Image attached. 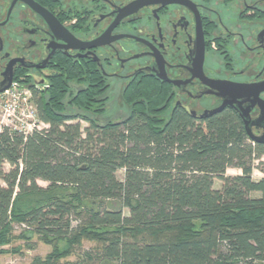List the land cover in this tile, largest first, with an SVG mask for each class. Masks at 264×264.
Returning a JSON list of instances; mask_svg holds the SVG:
<instances>
[{"label":"trees","instance_id":"16d2710c","mask_svg":"<svg viewBox=\"0 0 264 264\" xmlns=\"http://www.w3.org/2000/svg\"><path fill=\"white\" fill-rule=\"evenodd\" d=\"M78 77L67 67L33 93L46 129L0 133V255L19 225L18 237L31 231L52 246L31 264H59L83 240L101 245L86 253L98 262L264 263V144L249 141L239 118L223 111L196 123L167 111L154 87L130 94L126 118L99 125L103 89L88 72L87 86L75 91ZM253 170L263 177L254 180ZM111 201L122 210L102 207Z\"/></svg>","mask_w":264,"mask_h":264},{"label":"flooded vegetation","instance_id":"af4514ba","mask_svg":"<svg viewBox=\"0 0 264 264\" xmlns=\"http://www.w3.org/2000/svg\"><path fill=\"white\" fill-rule=\"evenodd\" d=\"M67 67L79 73L75 91L95 76L102 114L110 104L127 113L132 92L155 87L167 111L204 121L223 102L209 83L264 80V0H0V86L41 94ZM258 116L255 106V137Z\"/></svg>","mask_w":264,"mask_h":264},{"label":"rangeland","instance_id":"374dc122","mask_svg":"<svg viewBox=\"0 0 264 264\" xmlns=\"http://www.w3.org/2000/svg\"><path fill=\"white\" fill-rule=\"evenodd\" d=\"M112 101L116 99L115 94L111 96ZM112 103V102H111ZM113 106L110 104L106 107V113L102 114L101 116L95 118L96 122L99 125H104L108 122H119L123 120L124 118L127 117L126 112H119L115 113V109L112 108ZM74 109H69L65 112V114L72 115L74 114L76 110ZM81 128L83 129L86 127V123L81 122L80 123ZM262 161H264V157L262 158ZM4 170L8 171L9 167L7 165L4 166ZM240 174V171L237 169H227L226 170V175H238ZM262 176V174L258 170H253V179L256 180L257 177ZM117 178L119 180L123 179V171H118L117 172ZM37 184L40 187L45 188L47 186L46 183L38 181ZM214 188L215 189H220L221 183L217 180L214 182ZM59 193V191H58ZM61 196L63 199L67 198V193H70V191H61ZM254 196V194H253ZM97 203L94 204H89V206L84 207L83 210L85 209L88 211V209L91 207V209H96L97 208ZM103 208L107 210H118L121 209V206L118 202L116 201H111V202H104L102 205ZM122 210V209H121ZM123 213L127 215V211L123 210ZM83 214V212H82ZM83 216V215H82ZM84 217V216H83ZM75 223H73L74 225ZM24 230L19 228V225H13V231L11 233V236L13 237L12 240L10 241V244L7 246H3L2 249L7 250V253H4L0 255V264H31L32 260L34 258H38L43 260L47 255H49L52 251V246L51 245H46L43 242L39 240V238L35 235L32 234L31 231H26L23 233V239L18 237L21 235V233ZM57 245V244H55ZM101 247L100 244L95 243V242H89L83 240L79 246H75L73 252H71L69 255L60 258L58 261L59 264H118L117 261H95L91 260L90 258L87 257L86 253L90 252L94 253L95 251L99 250ZM65 248V242H59L58 243V249L60 251H64ZM253 264H264L260 262H254Z\"/></svg>","mask_w":264,"mask_h":264},{"label":"built area","instance_id":"2783aa9c","mask_svg":"<svg viewBox=\"0 0 264 264\" xmlns=\"http://www.w3.org/2000/svg\"><path fill=\"white\" fill-rule=\"evenodd\" d=\"M34 90L39 93L41 89H33L27 83L13 82L0 93V133L7 130L9 133L17 132L26 136L48 127L38 118Z\"/></svg>","mask_w":264,"mask_h":264},{"label":"water","instance_id":"95a60500","mask_svg":"<svg viewBox=\"0 0 264 264\" xmlns=\"http://www.w3.org/2000/svg\"><path fill=\"white\" fill-rule=\"evenodd\" d=\"M11 81H6L0 86V93L8 89ZM211 89L215 91L217 96L223 98L220 107L210 112L211 115L216 114L225 106L234 108L238 112V116L243 123L244 131L249 141L257 144H264V133L261 137H255L251 133L249 123V112L256 106L259 109L257 121L264 123V101L259 95L264 92V80L252 84H233L211 82ZM193 115L192 113H190Z\"/></svg>","mask_w":264,"mask_h":264},{"label":"crops","instance_id":"0c3cea01","mask_svg":"<svg viewBox=\"0 0 264 264\" xmlns=\"http://www.w3.org/2000/svg\"><path fill=\"white\" fill-rule=\"evenodd\" d=\"M253 175V174H252ZM263 177V175L262 176H260V177H257L256 178V180H259V179H261ZM254 178V177H253Z\"/></svg>","mask_w":264,"mask_h":264}]
</instances>
